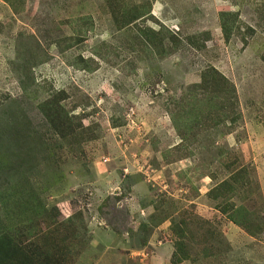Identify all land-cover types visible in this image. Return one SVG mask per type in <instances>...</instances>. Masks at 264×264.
Returning a JSON list of instances; mask_svg holds the SVG:
<instances>
[{
  "label": "rangeland",
  "instance_id": "rangeland-1",
  "mask_svg": "<svg viewBox=\"0 0 264 264\" xmlns=\"http://www.w3.org/2000/svg\"><path fill=\"white\" fill-rule=\"evenodd\" d=\"M5 236L264 264V0H0Z\"/></svg>",
  "mask_w": 264,
  "mask_h": 264
},
{
  "label": "trees",
  "instance_id": "trees-1",
  "mask_svg": "<svg viewBox=\"0 0 264 264\" xmlns=\"http://www.w3.org/2000/svg\"><path fill=\"white\" fill-rule=\"evenodd\" d=\"M136 17H125L123 20V26L132 25ZM61 106V101H60ZM62 114L66 111L61 108ZM60 113V112H59ZM58 113V114H59ZM50 116V115H49ZM59 120V119H58ZM57 132L61 133V126L57 127V120H51ZM62 121V120H61ZM64 122L69 124L67 119H63ZM49 240L48 238H46ZM47 244L36 251L29 253L26 246L21 245L14 237H3L0 239V264H64L61 262L63 252H54V249H59L57 244Z\"/></svg>",
  "mask_w": 264,
  "mask_h": 264
}]
</instances>
